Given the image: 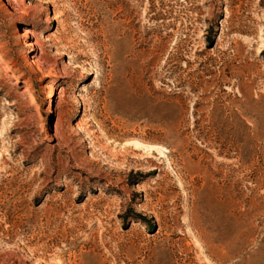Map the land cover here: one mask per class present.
Returning <instances> with one entry per match:
<instances>
[{"label": "rangeland", "instance_id": "obj_1", "mask_svg": "<svg viewBox=\"0 0 264 264\" xmlns=\"http://www.w3.org/2000/svg\"><path fill=\"white\" fill-rule=\"evenodd\" d=\"M0 264H264V0H0Z\"/></svg>", "mask_w": 264, "mask_h": 264}, {"label": "bare ground", "instance_id": "obj_2", "mask_svg": "<svg viewBox=\"0 0 264 264\" xmlns=\"http://www.w3.org/2000/svg\"><path fill=\"white\" fill-rule=\"evenodd\" d=\"M37 66H39V65L37 64Z\"/></svg>", "mask_w": 264, "mask_h": 264}]
</instances>
